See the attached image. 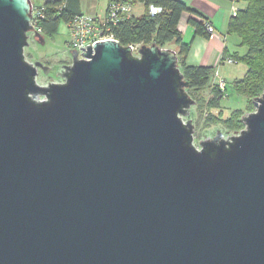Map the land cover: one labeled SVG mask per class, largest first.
Returning a JSON list of instances; mask_svg holds the SVG:
<instances>
[{
	"label": "water",
	"instance_id": "95a60500",
	"mask_svg": "<svg viewBox=\"0 0 264 264\" xmlns=\"http://www.w3.org/2000/svg\"><path fill=\"white\" fill-rule=\"evenodd\" d=\"M33 10L0 0V264H264V91L196 144L176 49L97 40L42 84Z\"/></svg>",
	"mask_w": 264,
	"mask_h": 264
},
{
	"label": "trees",
	"instance_id": "16d2710c",
	"mask_svg": "<svg viewBox=\"0 0 264 264\" xmlns=\"http://www.w3.org/2000/svg\"><path fill=\"white\" fill-rule=\"evenodd\" d=\"M134 1L136 5L143 4L144 11L113 25L111 33L125 46L156 43L160 47H167L171 42L178 45L179 66L190 83L188 92L196 99V130L220 125L230 134L239 133L245 127V111L233 110L228 117L213 112L214 109L221 108V99L224 97L222 90L213 82L215 67L190 64L187 61L191 44L182 40L178 27L180 19L185 11H191L189 22L196 28V33L208 36L205 22L209 21L204 14L189 8L182 0ZM246 1V6L237 10L228 25V31L237 34L246 48L243 55L235 53L232 58L237 62L242 60L246 70L243 77L227 85V90L228 96L231 93L246 96L249 101L247 110L252 112L256 110L254 99L264 91V0ZM150 4L163 6L164 11L152 16L148 12ZM81 13L82 0L47 1L44 16L39 21L42 33L45 37L53 35L60 22L68 23ZM207 88L210 90L209 97L197 96V93Z\"/></svg>",
	"mask_w": 264,
	"mask_h": 264
},
{
	"label": "rangeland",
	"instance_id": "374dc122",
	"mask_svg": "<svg viewBox=\"0 0 264 264\" xmlns=\"http://www.w3.org/2000/svg\"><path fill=\"white\" fill-rule=\"evenodd\" d=\"M35 5H41L44 0H32ZM246 0H238L236 3V9L234 12H237L238 9L243 8L246 4ZM107 0H82V9L83 12L89 14H103L106 9ZM230 8H233V2L230 3ZM144 11V6L139 4L136 6L135 13L136 15H140ZM235 33H230L229 35H234ZM236 36V37H235ZM234 38H239L237 34H235ZM46 43L40 44L36 41L32 36L30 38V45L25 47V55L29 61L40 60L43 63L49 62L57 67H61L63 63L72 62V54L71 47L69 45L71 41V34L68 23L65 21L60 22L58 25L57 31L51 35L46 36ZM239 40V39H237ZM167 47L176 48L175 43L171 42ZM237 49L241 52L240 55H243L246 52V48L241 44V40L238 41ZM220 74L224 77L228 83L233 82L235 79H239L243 77L244 71L246 70V65L242 60L236 63H223L220 68ZM37 80L42 84H48L49 82H61L62 77L57 75L56 73L45 74L43 70L39 71V75ZM209 88L203 89L197 93V96H205L209 97L210 92ZM248 98L243 95H239L237 93L230 95L228 97H223L221 99V108L214 109L213 112L216 114L223 115L224 117H228L233 110H241L245 111L246 114L250 113L248 108ZM250 111H252L250 109ZM255 111V110H254ZM253 112V111H252ZM245 114V115H246ZM191 117L194 120L197 118L196 106L192 107ZM218 130H222L226 135H231L226 132L225 129L220 125H214L211 127L199 129L195 132V143L198 144L201 139L206 137H213L216 135ZM234 134V133H233Z\"/></svg>",
	"mask_w": 264,
	"mask_h": 264
},
{
	"label": "built area",
	"instance_id": "2783aa9c",
	"mask_svg": "<svg viewBox=\"0 0 264 264\" xmlns=\"http://www.w3.org/2000/svg\"><path fill=\"white\" fill-rule=\"evenodd\" d=\"M47 1H57V0H44L41 5L34 4L33 10V20L32 24L34 28L42 32V27L39 21L44 16V11L46 10ZM64 6L61 5L60 8ZM136 3L134 0H108L106 4V9L103 14L95 13H81L74 16L69 22L68 26L71 34V41L69 43L71 49L79 50L78 54L81 58L84 57L83 52H86L87 45L101 39H116L113 33H111V28L120 21L135 15ZM164 11V7L160 5L150 4L148 7V12L150 15L154 16ZM34 29V30H35ZM205 29L209 34L221 33L220 29L210 22H205ZM34 34V32H32ZM135 54H138L141 45H131ZM81 47H85V50ZM237 60L232 57L222 58V63H236ZM213 82L216 83L222 90L224 97L228 96L227 81L221 76L218 68L215 69L213 75Z\"/></svg>",
	"mask_w": 264,
	"mask_h": 264
},
{
	"label": "crops",
	"instance_id": "0c3cea01",
	"mask_svg": "<svg viewBox=\"0 0 264 264\" xmlns=\"http://www.w3.org/2000/svg\"><path fill=\"white\" fill-rule=\"evenodd\" d=\"M108 1V0H107ZM189 8L199 10L207 20L220 29L221 33L201 35L196 33V28L189 22L191 11H185L179 22V30L184 43H190L187 61L190 64L205 65L220 68L222 58L234 57L240 38L229 35L228 25L230 18L235 15L237 1L232 0H182ZM233 2V8L230 3ZM141 3H138L139 5ZM136 5V6H137ZM143 5V4H142ZM246 6V4H245ZM236 37V36H235ZM239 39V40H237ZM177 49L178 50V45ZM220 71V70H219ZM245 73V71H244Z\"/></svg>",
	"mask_w": 264,
	"mask_h": 264
},
{
	"label": "flooded vegetation",
	"instance_id": "af4514ba",
	"mask_svg": "<svg viewBox=\"0 0 264 264\" xmlns=\"http://www.w3.org/2000/svg\"><path fill=\"white\" fill-rule=\"evenodd\" d=\"M35 40H36V39H35ZM36 41H37V40H36ZM38 43H39V42H38ZM70 63H72V62H68V63L66 62V63H63L61 67H57V66L53 65L52 63L44 62V64L50 66V68H51V71H50L49 74H52V73L54 72V73H56L57 75H58V73H59L60 71L63 70L64 65H67V64H70ZM40 70H41V69H40ZM62 81H64L63 78H62L61 82H62Z\"/></svg>",
	"mask_w": 264,
	"mask_h": 264
}]
</instances>
